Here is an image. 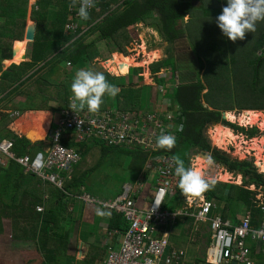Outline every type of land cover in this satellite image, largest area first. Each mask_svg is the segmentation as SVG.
Returning <instances> with one entry per match:
<instances>
[{"label": "trees", "instance_id": "obj_1", "mask_svg": "<svg viewBox=\"0 0 264 264\" xmlns=\"http://www.w3.org/2000/svg\"><path fill=\"white\" fill-rule=\"evenodd\" d=\"M28 2L0 0L1 100L6 101L27 85L29 98L22 111H52L58 117V113L69 106L72 96L70 86L76 70L88 68L97 58L108 62L115 52L130 55L126 51L132 41L130 29L140 23L153 26L173 48L169 47L166 58L152 64V72L157 74L162 69H173L174 73L183 74H178L180 82L177 86L175 74L157 80V85H166L171 90L174 86L173 96L181 107L180 122L183 123L180 140L185 139L192 150L199 148L211 153L229 172L243 176L241 185L216 181L213 188L201 194L217 205L216 210L221 212L223 220L239 225L241 219L250 214L252 227H259L261 201L257 199V191H252L250 187L264 191V174L258 172L252 161L238 162L211 149L202 130L207 123H220L223 112L237 108L264 110V21H258L256 31L246 33L244 40L232 42L216 23L227 0H95V8L99 10L89 11L90 18L81 19L78 31L71 33L66 31L65 25L69 14L74 15L79 4L69 8L71 0H38V9L32 8V20L37 22V31L35 41L28 46L27 59L30 61L13 64L4 70V61L8 60V65L13 59L14 42L23 40ZM174 54L179 59L181 55L189 60L197 57L199 71L179 69L176 61L170 63ZM68 64H71L70 67ZM206 65L208 69H205ZM185 70L193 74H185ZM240 70L243 72L241 75ZM203 71L201 79L199 75ZM57 72L61 76L63 73L66 75L60 84L53 81ZM107 76L112 78L109 74ZM195 76L199 78L194 79ZM54 85L58 88H54ZM205 90L206 93L202 94ZM108 97H103L99 111L106 109ZM244 97L250 100L247 106L237 104V99ZM53 100L58 102L57 108L50 107L49 103ZM115 100L118 108L138 110L142 105V90L122 87ZM144 100L149 103V97ZM202 100L208 107H204ZM11 121L10 115H3L0 135L14 140V152L19 157L34 156L48 147V140L32 143L26 137L18 136L10 129ZM257 132L254 127L249 134L254 137ZM65 144L75 148L82 155V161L90 156L92 146L100 147L101 160L97 164L91 161L80 165L81 161L75 167L72 178L66 181L64 191L42 181L35 174L25 173L12 159L7 158V166L0 165V263L19 262L4 249L3 239L8 238L15 248L35 247L42 254L44 264H95L97 260L101 262L105 259V247L102 254L94 249V253L82 262L76 260V253H67L68 241L73 235L64 225L72 217L68 212L69 201H79L76 197L81 196L87 187V177L102 166L104 157H129L134 173L139 174L144 170L145 155L139 150L110 147L99 141L90 146V143L77 142L73 137L66 138ZM38 207L44 210L39 212ZM239 212H243L241 219ZM108 221L107 230L110 232L125 233L128 229L122 214L109 211ZM193 222V218H181L168 228L175 244L185 245ZM5 227H9V230L4 232ZM210 241L209 235L208 244ZM250 244L255 245L249 240ZM253 247L257 248V245ZM29 251L27 249L24 253L28 254ZM259 256L264 257L262 251ZM197 262L204 263L205 260L198 259ZM28 263L29 260L24 261V264Z\"/></svg>", "mask_w": 264, "mask_h": 264}, {"label": "built area", "instance_id": "obj_2", "mask_svg": "<svg viewBox=\"0 0 264 264\" xmlns=\"http://www.w3.org/2000/svg\"><path fill=\"white\" fill-rule=\"evenodd\" d=\"M78 8L79 6L65 26L68 32L76 33L80 28ZM94 9L99 10L93 7L89 11ZM158 76L163 79L173 77L165 71L160 72ZM178 84L177 82L176 86ZM173 87L172 85V90L171 87H167L172 95ZM158 90L164 97L168 92L162 86H159ZM71 102L72 96L69 105ZM155 105L151 110L107 107L95 113L87 109L81 111L78 108L76 113L68 106L58 113L54 129L53 121L50 123L48 147L34 156L19 157L14 152V140L0 135V165H8L9 161L4 158L5 156L14 160L25 173L35 174L42 181L64 191L66 181L72 178L75 167L82 161V155L75 148L65 144L66 138L73 137L81 143L99 141L110 147L139 150L145 155V164L143 172L138 174L139 181L136 185L126 184L122 194L112 201L95 199L87 193L76 197L82 198L88 204H97L109 211L122 214L128 223L125 233L109 234L106 241V259L99 264H183L187 252L171 245V233L168 229L181 218L185 220L193 218L194 227L203 224L207 226L211 241L206 247L205 264H254L249 240L257 245V253L260 255L262 251L264 255V233L253 236L255 228L252 227L250 214L242 218L239 225H233L230 221L223 220L219 211L213 215L217 205L202 194L191 199L181 194L176 205L170 206L172 197L179 190V178L175 175L171 151L159 149L156 139L163 130L174 134L177 141L183 132V123L180 122L181 107L175 101V97H165L161 105L158 101ZM17 115L16 113L12 117L15 118ZM144 172L154 177L155 185L151 191L152 198L148 209L138 210L136 197L141 195L144 189L143 179H140ZM157 199L161 201L159 206L155 204ZM260 206L262 219L257 229L264 227V201ZM37 209L39 212L43 211L42 207ZM114 235L119 244L118 250L114 249Z\"/></svg>", "mask_w": 264, "mask_h": 264}, {"label": "rangeland", "instance_id": "obj_3", "mask_svg": "<svg viewBox=\"0 0 264 264\" xmlns=\"http://www.w3.org/2000/svg\"><path fill=\"white\" fill-rule=\"evenodd\" d=\"M36 3H37L36 0H29V2H28L27 10H28L29 19H28V17H26L27 23H30V20H32V9H31V12L29 13L30 6L33 7ZM70 19H71V14H69L67 23L69 22ZM187 19L188 18H186V20ZM67 23L65 26H67ZM80 24H81V22H80ZM149 30H152V31H149ZM25 31H26V27L24 30V35H25ZM129 35H130L132 41L128 45L126 51L129 54L131 53L130 56H133L134 54H136V55L138 54V52H136V51H138L139 47L142 46V44L139 46V44L142 41H143V44H145L146 53H148V52L150 53L153 49H156L160 54V58H159L160 60L167 57V55H168L167 51H168L169 47L173 48V46H171V44L169 42L162 39L160 33L153 26L151 27L148 25L140 24L139 27L130 29ZM23 38H24V36H23ZM15 45H16V41L14 42L13 47H15ZM141 54H143V53H141ZM123 55L126 56V54H124V53H123ZM111 56H113V55H111ZM181 57L182 58L179 59L174 54V56L171 57L173 59V61H171L170 63H173L174 61H176L177 67L179 69H195V70L197 69L199 71L198 65H197V57H196V59H192V60H189L187 58V56L183 58V55H181ZM112 59H114V57H112ZM159 59H157V60H159ZM106 61H104L102 58H97L93 61L95 64L94 66H97V68L95 67L96 69H94L93 66H91L90 68L95 70V71L103 72L105 74V76H106V73H108L106 70L110 71L111 74L113 75L115 81L113 79L108 80V81H110L112 84H115L116 86H124L126 88L131 86V87L137 88L138 85H135V86L131 85V84L128 85L125 77L121 78L120 76L114 75L113 71L110 70ZM110 61H108V62H110ZM153 62H155V61H153ZM153 62L149 63V61H148L146 64V62H144L143 58H141V59H139V62L137 63V64H139V63H141V64L136 66V68L141 69V71L143 72V70L147 69L148 66L150 64H152ZM21 63H22V61H21ZM185 63H188V64H185ZM10 65H12V63ZM10 65H8V66H10ZM103 69H106V70H103ZM205 69H208L207 65H206ZM63 71H65V70L63 69ZM67 71H68V69H67ZM166 71L168 73H170V69H166ZM173 72H174L173 69H171L172 74H173ZM188 72H190V70L189 71L185 70L184 73L187 74ZM242 73L243 72L240 70L239 74L241 75ZM63 74L58 80L55 79V77H54V80L53 79L52 80L54 82H57L60 84V82L64 81V79L66 78V75H63ZM178 74L183 76V74L181 72H178ZM188 74H190V76H191L193 74V72L188 73ZM137 75H138L137 71L134 68H131L130 72H129L130 81L131 82L135 81V83H137L139 81V78L137 77ZM144 76H145V73H144ZM203 76H204V71L199 75V77H201V79H203ZM115 77H118V78H115ZM199 77L195 76L194 79L199 78ZM240 78H241V81H243L242 80L243 77L241 76ZM262 79H263V76H262ZM116 80H119V81H116ZM146 84L151 85L152 82H150V80L149 81L146 80ZM139 85L141 86V90H142V105L140 106V109L141 110H151V108H149L148 103L143 101V99H147L148 97H150L152 95L151 88L145 86L141 82H139ZM158 87L156 88V96H157V101H158L159 105H161L163 103L165 97L166 98H174L172 93L169 92V89H167L166 85L162 86L163 89H166L168 91L165 97L163 96V94H160ZM54 88H58V87H56V85H54ZM204 93H206V90L204 92H202V94H204ZM115 98H113V100H111L112 97H110V96L108 98H106V102H107L106 107H117L118 104H117ZM249 102H250V100H247L246 97L237 99V104H241L242 106H247V104ZM49 105H50V107H53V108L59 106L58 102L55 100L51 101L49 103ZM203 105H204V107L207 106V104L205 102L203 103ZM253 111H257V110H251V111L247 110L246 111V110H240L239 108H237L234 111H231V113L228 112L227 115H228L230 121L224 122L222 120L219 125H222V126L224 125L223 127L227 130L229 137L228 136L224 137V142H225L226 147L224 149L223 148L221 149L220 147L217 146L218 151H220L222 153L224 152V153L230 154L232 159L238 158L240 160H248V161H252V162L256 161V164H257V158H256L257 151H258V153H261L262 152L261 150H264L263 149L264 148V116H263V118L258 119V120L254 119L256 114H254L255 112H253ZM49 112L52 116L51 122L53 121L52 129H54L56 127V120L58 118L55 117V115L52 111H49ZM251 112H253V113H251ZM261 112H262L261 114H264V110ZM36 113H38V112H35L32 114H36ZM256 113H259V112H256ZM16 118H18V116H16ZM27 119H29V120H27ZM27 121H28V123H27ZM19 122H22L24 124L26 123L25 126H27L28 124L30 125L33 121H31V117L30 118L23 117V119L20 120ZM229 125H235L238 127H243V129H245V130L240 129L237 133V129L234 126V128L236 129V133L234 134V131H232V128ZM215 126L216 125H214V123L210 122L208 125H206L204 127V129L202 130V134H203V131L205 130L209 139H212L213 138L212 129ZM251 127H256L258 130V132L255 134V137L248 136L246 133H244L246 131V129L251 128ZM13 129H15L21 136L24 135L25 137H27V134L19 132L18 129L16 128V126H14ZM49 130L50 129H48V131ZM48 131H47L46 135L43 137V139L37 140V141H31V140L30 141L32 143L47 141L48 137H49ZM241 131L243 133H240ZM250 131H248V132H250ZM230 136H237V139H233ZM179 137H180V135H179ZM179 137H178V139L176 141V145L172 149L171 153H172V156H176V155L180 156L181 159H183V161L185 163V167L192 166L193 164H195V166H196L197 161L202 160L204 162V164L206 163L207 166L212 167L209 170L211 175H209V176L207 175L205 177L206 179L208 177H211V178H214L216 181H219L222 183H236L234 180H230L229 182L219 180L218 177H216V175L213 174V170H215V171L221 170L223 172H229L228 169L224 166L213 163L210 160V158L209 159L203 158L201 156V151H200L201 149H198V151L194 152L195 154L190 155V152L192 150L191 146H189V143L185 139H183V141H182V140H180L181 137L180 138ZM241 149H243L242 153L240 152ZM100 150H101L100 147H97V146L93 147L92 146L90 156H88L86 159L83 158V161L80 163V165H82L83 162L89 163L91 161H94V163L97 164V162L100 159ZM32 155H34V154H32ZM209 155H211V153H209ZM89 157H91V158H89ZM4 158L7 159V157H5V156H4ZM209 161H211V163ZM131 162L132 161L129 159V157L119 158V157H116L113 155L104 157L102 159V166L97 168L95 170V172L90 173L89 176L87 177L86 182H85L86 186H87L85 188L86 192L88 194H90L95 199L104 200V201L115 200L118 196H120L122 194L123 188L125 187L126 184L136 185V183L139 181L138 174L134 173L133 168L130 165ZM257 166H258V164H257ZM262 173H264V172H262ZM231 174H233L234 176H237L234 173H231ZM140 179L141 180L143 179L142 184L144 186V189H143V192L141 193V195H137V197H136L138 199L136 202V207L138 210H147L149 207V204H150V199L152 198L151 191L153 190V187L155 185V180H154V177H152V175H149L148 172H144L143 177ZM241 184H237V185H241ZM250 189L254 190L253 186H251ZM85 190H83L82 194L85 193ZM254 191H257V193H258L257 197H259L261 202H263L264 201V191L262 189H258V190L255 189ZM181 194H182L181 191L178 190L177 194L174 197H172V203L170 206L176 205L177 200ZM81 200H83V199L81 198ZM83 201L86 202L85 200H83ZM69 202L73 203L71 201H69ZM89 205H92L93 208L96 210L97 209L103 210V212L105 214L103 216L100 215L102 218L101 219H100V217L98 218L100 220H99V222H97V224L95 221H94V223L90 222V221H86L82 224L85 226L86 225H94L96 227L98 226L97 230H99L98 231V234H99L100 232L104 231V225L107 223L109 210L103 208L102 206L101 207L97 206L95 204H89ZM239 214L241 215V214H243V212H239ZM81 216H82V213H81ZM72 219H73V217H71V220L68 219L67 221L70 222V221H72ZM76 221L77 220H73V223L74 222L76 223ZM71 229H73V228L70 227V229H68V230H71ZM7 230H9V227H5L4 232ZM70 233L73 234L74 231L71 230ZM209 233L210 232L208 231L207 226L204 224L200 225L198 227H194L192 225V227L190 228L189 234H187L188 235L186 237L187 239L185 238V242H186L185 245L175 244L174 241L172 240V238L170 239V243L172 246H175L177 248H184V247L185 248L187 247L188 249L190 248L189 255H187L188 256L187 258L189 260L195 259V261H196L198 258L204 259L206 247L208 246V238L210 235ZM73 236L74 235H72V238H73ZM3 245L5 247L4 249L7 250V253L10 254V257L12 259L14 258V260H19V262H7V263H0V264H24V261H28V260H29L28 264H44L45 263L43 258H42V254L35 247L25 248V249H21L20 247L15 248L14 245L11 244L10 238H8V240L3 239ZM68 246H69V251H67L68 254H74L77 251L76 244L74 242H71V240L68 241ZM27 249L30 250L28 252V254L24 253V251H26ZM97 249H98L99 253H101V254L103 253L102 248H97ZM114 249L118 250L119 244L114 245ZM13 253H15V254H13ZM23 257H24V260H23ZM263 264H264V261H263Z\"/></svg>", "mask_w": 264, "mask_h": 264}, {"label": "clouds", "instance_id": "obj_4", "mask_svg": "<svg viewBox=\"0 0 264 264\" xmlns=\"http://www.w3.org/2000/svg\"><path fill=\"white\" fill-rule=\"evenodd\" d=\"M77 4L78 16L82 20H88L89 9L95 7V0H71L69 8H75ZM258 21H264V0H227V5L216 18L218 27L232 42L244 40L246 33H254ZM70 87L72 102L69 107L76 113L77 108L81 111L87 108L91 113L98 112L105 95L115 98L120 92V88L110 83L103 72L91 68L76 70ZM156 145L159 149L171 151L176 145V136L162 130L156 139ZM172 161L175 164V175L179 178L178 187L185 197L191 199L215 186V179H206L195 164L185 167L183 159L178 155L173 156ZM160 203L159 199L155 201L156 206ZM97 214L103 216L105 213L97 209ZM261 233H264V227L253 230L254 237Z\"/></svg>", "mask_w": 264, "mask_h": 264}, {"label": "crops", "instance_id": "obj_5", "mask_svg": "<svg viewBox=\"0 0 264 264\" xmlns=\"http://www.w3.org/2000/svg\"><path fill=\"white\" fill-rule=\"evenodd\" d=\"M33 7H35V5L33 6ZM33 7H31L30 6V11H29V13L31 12V9L33 8ZM27 17H28V19H29V16H28V10H27ZM28 23H27V19H26V25H27ZM140 24H143V23H140ZM140 24H138L137 26H136V28L137 27H139L140 26ZM18 41H20V40H18ZM18 41H16V43L18 42ZM22 41H25L24 39L23 40H21L20 42H22ZM141 44H143V41L139 44V46L141 45ZM16 46V45H15ZM14 49H15V47H14ZM27 51H28V48H26V51H25V55H26V58H27ZM152 51H157L156 49H153ZM151 51V52H152ZM136 52H138V54L136 55V54H132L133 56H136L135 58H136V60H137V62H139V59H141V58H143V60H144V62L146 61V59H147V57L145 56V54L143 53V54H141L142 52L140 51V50H138V51H136ZM150 52V53H151ZM149 53V52H148ZM115 54H123V53H119V52H115V53H113L112 55L113 56H111V57H114V55ZM130 55H131V53H130ZM130 55H126V56H130ZM16 57V56H15ZM146 58V59H145ZM111 59V58H110ZM14 60H15V58H13L12 60H11V62L8 64V65H10L11 63L13 64V63H15L14 62ZM157 60V59H156ZM155 60V62H153V63H156V62H158V61H161L160 59L159 60H157L156 61ZM6 61H8V60H5L4 61V66H5V68H4V70H8L9 68H10V66H12V65H10V66H8L7 64H6ZM30 61V59H26V61L25 62H29ZM143 62V61H142ZM106 63V62H105ZM152 63V64H153ZM152 64H150L149 66H148V68L147 69H144L143 70V72L141 71V69L140 70H138L137 71V73H138V75H137V77H142V79H139V81L137 82V83H135V81L134 82H131L130 81V78H129V73L128 74H126V75H123V76H120L121 78L122 77H125L126 78V80H127V84L128 85H138L137 86V88H141V86L139 85V82H141V83H143L145 86H147V87H150V88H152L151 89V91H152V95L149 97V103H148V105H149V108H152V107H155L156 105V102H157V96H156V88L159 86V85H157V80L160 78L159 76H158V74L159 73H157V74H154L153 72H152ZM95 64H92L91 66H93L94 67V69H96L97 68V66H94ZM107 65L109 66V68H110V70L111 71H113V66H112V61H110V62H107ZM91 66H89L88 68H90ZM96 67V68H95ZM132 68H134L135 70L136 69H139V68H136V67H132ZM65 70V69H64ZM104 70H106V69H104ZM108 73H106V76H107V74H111V72L110 71H108V70H106ZM162 71H165V72H167L166 71V69H162L161 70V72ZM130 72V71H129ZM145 72H148V77L147 78H145V76H144V73ZM113 73H114V71H113ZM168 73V72H167ZM168 74H172L171 73V70H170V73H168ZM175 74V79H176V76L178 77V79H176V82H180V80H179V75H178V72L177 73H174L173 72V74H172V76ZM114 75H115V73H114ZM1 76H2V74H0V81H1ZM60 72H57L56 73V75L55 76H53V79H54V77H55V79H59L60 78ZM112 78H114L113 77V75L111 74L110 75ZM119 77V78H120ZM107 78V80H112V78H110V77H106ZM115 78H118V77H115ZM114 81H115V79H113ZM146 80H150V82H152V84L151 85H147L146 84ZM179 80V81H178ZM116 81H119V80H116ZM60 82V81H59ZM110 82V81H109ZM111 83V82H110ZM177 84V83H176ZM119 88H120V91H121V89H122V87H124V86H118ZM27 91H29V88H28V86L26 85V86H24L23 87V89H21V91L19 92V93H16V94H14L13 96H11L10 98H7V100L5 101V100H1L3 97H1L0 98V121L3 119V115L4 114H6V115H10L11 116V119H12V121H11V123H10V129L13 131V132H15L18 136H20V137H22L15 129H13V127L14 126H16L18 123H19V121L20 120H22L23 119V117H26V115H28V114H31V113H35V112H48V113H50L49 111H22V106H24L25 105V103L27 102V99L29 98V93L27 92ZM111 100H113V98L111 99ZM145 102H147L146 100H144ZM55 108H57V107H55ZM107 108V107H106ZM211 109V108H210ZM18 114L17 116H18V118H13L12 117V115H14V114ZM54 113V112H53ZM19 119V120H18ZM52 120V119H51ZM208 125V124H207ZM20 132V131H19ZM24 136V135H23ZM255 137V136H254ZM27 138V137H26ZM255 139V138H254ZM88 145H90V146H92V145H95V143H90V144H88ZM192 151V150H191ZM196 151H198V150H196ZM190 155H191V152H190ZM214 163V162H213ZM215 164H217V163H215ZM18 165V164H17ZM258 172L259 173H261V174H264V173H262V172H260V169H258ZM138 174V173H137ZM237 176H242V175H240V174H237ZM242 178H243V176H242ZM55 187V186H54ZM253 189L255 190L256 189V187L255 186H253ZM84 190V189H83ZM254 190H252V191H254ZM257 190V189H256ZM85 193H87L86 192V190H85ZM88 194V193H87ZM90 195V194H89ZM91 196V195H90ZM92 197V196H91ZM46 198L47 199H49V197L48 196H46ZM257 199H259V197H257ZM95 205H97V204H95ZM97 206H100V205H97ZM101 207V206H100ZM69 210H68V212L69 213H71V215H72V217H73V219H72V221H70V222H64V225H65V228H67V229H70V227H72L73 229H71L72 231H74V233H73V238L71 239V242H74L75 244H76V247H77V251L75 252L76 254V260L77 261H79V262H82V261H85L86 259H88L89 258V256L91 255V254H93L94 253V249H97V248H104L105 247V249L107 250V246H106V241H107V239H108V237H109V234L110 233H114V232H110V231H108L107 230V224H108V220H107V223L104 225V231L103 232H100L99 234H98V231L99 230H97L98 229V226L96 227V226H94V225H83L82 223H84V222H86V221H90V222H93L94 223V221L96 222V224H97V222H99V220L102 218L100 215H98L97 214V210L96 209H94L93 208V206L92 205H89L88 203H86V202H84L83 200H81L80 198H79V201H75V203L73 202V203H70L69 202ZM220 212V211H219ZM218 212V210H216L214 213H213V215H215V214H217V213H219ZM81 213H82V216H81ZM221 213V212H220ZM100 217V219H98ZM241 217H242V215H239V219H241ZM73 220H77L76 221V223L74 222L73 223ZM95 224V225H96ZM116 235H114L113 236V244L114 245H116L117 244V242H116V238L117 237H115ZM82 244H84L85 246H82ZM86 245H89V247H86ZM96 245V246H95ZM251 245V244H250ZM253 246H255V245H251L250 247H251V251H252V253H251V258H252V260H253V262H254V264H263V261H264V257H262V256H259V253H257V248L256 247H253ZM93 248V249H92ZM84 250L85 251V253H87L86 254V257H82L81 259L79 258V255H80V251L81 250ZM181 249H185L186 250V252H187V255H189V251H190V248L188 249L187 247L185 248H181ZM90 251V252H89ZM106 253H107V251H106ZM194 254V253H193ZM107 256V255H106ZM188 257V256H187ZM186 257V260L183 262V264H205V262L203 263V262H197V260L199 259H197L196 261H195V259H192V260H189L188 258ZM261 257V258H260ZM105 259H106V257H105ZM104 259V260H105ZM260 261H259V260ZM103 260V261H104ZM103 261H101V262H103ZM101 262H99L98 260L95 262V264H99V263H101Z\"/></svg>", "mask_w": 264, "mask_h": 264}, {"label": "bare ground", "instance_id": "obj_6", "mask_svg": "<svg viewBox=\"0 0 264 264\" xmlns=\"http://www.w3.org/2000/svg\"><path fill=\"white\" fill-rule=\"evenodd\" d=\"M27 46H29L27 44V41H22V42L18 41L16 43V46H15L16 57L14 60L15 63L20 64L21 61L23 62L22 57L25 55V51H26ZM139 50L142 53H144L145 56L147 57V59L145 58L146 64L148 61L150 63V62H153L156 59L160 58V54L158 51H152L151 53H146L145 44H142V46L139 47ZM135 57L136 56H125L123 54H115L114 59L111 60L112 66H113V71H114L115 75H117V76L126 75L129 73V71L132 67H136V66L140 65L141 63L137 64L138 62H137ZM145 77L146 78L148 77V72H145ZM253 112H255L254 114H256L254 119L258 120V119L263 118V116H264V114H261L262 113L261 111H253ZM253 112H251V113H253ZM256 112H259V113H256ZM229 113H231V112H229ZM227 114H228V112H227ZM227 114H226V116L228 118V121H230ZM30 117H31V121H33L30 125L28 124L27 126H25L26 123L24 124L22 122H19L16 125V128L18 129V131H20L24 134H27V137L31 141H37V140L43 139V137L46 135V133L50 127V123H51V119H52L51 114L48 112H39L36 114L31 113V114L26 115V118H30ZM27 120H29V119H27ZM27 123H28V121H27ZM223 126L222 125H216L212 129L213 138L211 139L213 141V144H215V146L220 147L221 149L222 148L224 149L226 147L225 142H224V137H226V136L229 137L227 130ZM230 137L233 139H237V136H230ZM242 151H243V149L240 150L241 153H242ZM261 151H262L261 152L262 154L258 153V151H257L256 158H257V164H258L260 171L264 172V150H261ZM205 164L202 160H199V161H197V165H196V167L199 169V171L201 172V174L204 177H206L207 175L208 176L211 175L209 170L212 168L210 166H207V164L206 165ZM213 174H215L219 180H223L226 182H229L230 180H234L236 182V184H241L242 180H243L241 176H234L233 174H231L229 172H223L221 170H216V171L213 170Z\"/></svg>", "mask_w": 264, "mask_h": 264}, {"label": "water", "instance_id": "obj_7", "mask_svg": "<svg viewBox=\"0 0 264 264\" xmlns=\"http://www.w3.org/2000/svg\"><path fill=\"white\" fill-rule=\"evenodd\" d=\"M36 1H38V0H36ZM36 31H37V22H35V21H33V20H30V23H28L27 24V26H26V31H25V35H24V40L25 41H27V44L29 45V44H31V43H33L34 41H35V39H36ZM27 48H28V46H27ZM15 56H16V49H14V52H13V58H15ZM22 59L24 60L23 62H25L26 61V55H24L23 57H22ZM13 64H17V63H13ZM12 64V65H13ZM202 103H204L203 101H202ZM207 107V106H206ZM257 111H259V110H257ZM226 114H227V112H223V115H222V120L223 121H226V122H229L228 121V118H227V116H226ZM220 123H214V125H219ZM203 136H204V138L207 140V142H208V145L212 148V149H214V150H218V147L217 146H215L214 144H213V141L211 140V139H209V137H208V135L206 134V131L204 130L203 131ZM25 137V136H24ZM27 139H29L28 137H27ZM30 140V139H29ZM43 141V140H42ZM191 154H194L193 152H191ZM201 156L203 157V158H205V159H209L210 158V160L212 161V162H214V163H217V164H220L219 163V160L218 159H211V157H210V155H209V153H204V152H201ZM231 156H229V158H230ZM238 162H241V161H243V160H240V159H236ZM254 165H255V167L257 168V169H259V167L257 166V164H256V162H254ZM222 166V165H221ZM82 246H85L84 244H82ZM86 247H89V245H86ZM86 254L87 253H85V251L82 249L81 251H80V255H79V258L81 259L82 257H86Z\"/></svg>", "mask_w": 264, "mask_h": 264}, {"label": "flooded vegetation", "instance_id": "obj_8", "mask_svg": "<svg viewBox=\"0 0 264 264\" xmlns=\"http://www.w3.org/2000/svg\"><path fill=\"white\" fill-rule=\"evenodd\" d=\"M203 102H204V100H202ZM208 107V106H207ZM207 124H209V123H207ZM206 124V125H207ZM231 128H232V131H234V134L236 133V129L234 128V126L235 125H229ZM254 127H251V128H248V129H246V131L244 132V133H246L248 136H250V134H249V132L248 131H250V130H252ZM256 128V127H255ZM240 129H243V127H238L237 126V133H238V131L240 130ZM243 130H245V129H243ZM240 133H243L242 131L240 132ZM199 148H195L194 150H192L191 152H196V150H198ZM214 150V149H213ZM201 152H204L205 153V151H203V150H200ZM206 153H208V152H206ZM224 153V152H223ZM195 154V153H194ZM227 157H229L230 156V154H228V153H224ZM210 157H211V159H217V158H215L212 154L210 155ZM230 159H232L231 157H230ZM256 162V161H255ZM219 165H222V166H224L223 165V163H221L220 161H219ZM254 163V162H253ZM225 167V166H224ZM229 173H231V172H229ZM238 174V173H237ZM236 174V175H237ZM216 181V180H215ZM243 181V180H242ZM219 182V181H218ZM228 184H235V185H237L236 183H228Z\"/></svg>", "mask_w": 264, "mask_h": 264}]
</instances>
